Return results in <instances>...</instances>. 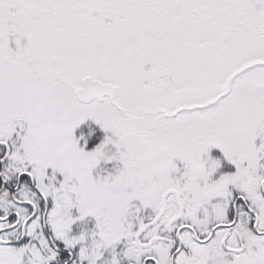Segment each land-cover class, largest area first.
Wrapping results in <instances>:
<instances>
[{"label":"snow or ice","instance_id":"snow-or-ice-1","mask_svg":"<svg viewBox=\"0 0 264 264\" xmlns=\"http://www.w3.org/2000/svg\"><path fill=\"white\" fill-rule=\"evenodd\" d=\"M0 264H264V0H0Z\"/></svg>","mask_w":264,"mask_h":264}]
</instances>
